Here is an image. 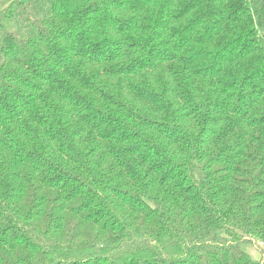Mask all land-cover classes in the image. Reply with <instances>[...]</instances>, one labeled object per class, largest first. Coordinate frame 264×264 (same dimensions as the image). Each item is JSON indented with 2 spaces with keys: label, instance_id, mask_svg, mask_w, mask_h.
<instances>
[{
  "label": "trees",
  "instance_id": "16d2710c",
  "mask_svg": "<svg viewBox=\"0 0 264 264\" xmlns=\"http://www.w3.org/2000/svg\"><path fill=\"white\" fill-rule=\"evenodd\" d=\"M264 0H0V264H264Z\"/></svg>",
  "mask_w": 264,
  "mask_h": 264
},
{
  "label": "rangeland",
  "instance_id": "374dc122",
  "mask_svg": "<svg viewBox=\"0 0 264 264\" xmlns=\"http://www.w3.org/2000/svg\"><path fill=\"white\" fill-rule=\"evenodd\" d=\"M243 248H244L245 251L250 253V255L253 258H255V259L263 258L264 259V249L263 248H259L257 246V244H255V243L244 244Z\"/></svg>",
  "mask_w": 264,
  "mask_h": 264
}]
</instances>
